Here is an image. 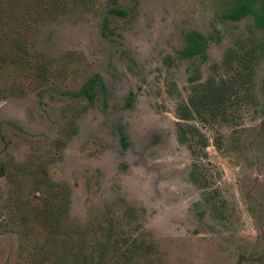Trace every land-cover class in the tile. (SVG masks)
Masks as SVG:
<instances>
[{"label":"rangeland","instance_id":"rangeland-1","mask_svg":"<svg viewBox=\"0 0 264 264\" xmlns=\"http://www.w3.org/2000/svg\"><path fill=\"white\" fill-rule=\"evenodd\" d=\"M236 2L0 0V264H55L53 239L68 263L66 242L87 264H264V28Z\"/></svg>","mask_w":264,"mask_h":264},{"label":"trees","instance_id":"trees-1","mask_svg":"<svg viewBox=\"0 0 264 264\" xmlns=\"http://www.w3.org/2000/svg\"><path fill=\"white\" fill-rule=\"evenodd\" d=\"M255 2H256V0H237L235 6L229 11L227 16L233 20H237V19H240L241 17H243L247 14H251L254 16L257 25L260 28H264V0L261 1L260 8H258V9L254 7ZM110 11L122 13V12H119L117 10H112V9ZM0 21L2 22L1 25H4L5 27L8 25L6 21H2L1 19H0ZM9 27L5 28L7 32L10 30ZM202 40H203V38H202L201 34L198 32H194L193 35L189 36V38L187 40V45L184 49V52L186 54H195V53L199 52L201 50L200 45L202 43ZM94 86H95V81L92 79L89 83H87L84 86L83 93L84 94L92 93ZM122 143L124 146L126 145L125 140L122 141ZM0 168H3V166L0 165ZM57 199L59 200V204H61V207L58 205L57 208H55V209H54V207H52L50 210H48V209L41 210L40 209L41 213L43 215H41V213L38 210L33 211L34 216L38 217V218L43 217L44 219H46V218L48 219V217H49L51 222H52V220L53 221L58 220L59 217L61 215H63V213L65 211L66 201L63 198V196H58ZM67 243L68 242H66L64 244H65L66 251H68L70 254L69 258H71L72 263H68L66 260H62V256H60V255H62L60 252L61 247L59 246L56 239H53V244L48 249L49 252L47 254L42 253V254H40L41 256H37L36 258L44 259V261H45L46 257L51 258V256H55V258H56V260H54L55 264H76V263L80 264L81 260H82L83 264H87L89 258L87 261H85L83 258H79L78 256H76L75 250H72L73 249L72 246L70 247ZM70 249L72 250V253H71ZM65 258H67V257H65Z\"/></svg>","mask_w":264,"mask_h":264}]
</instances>
